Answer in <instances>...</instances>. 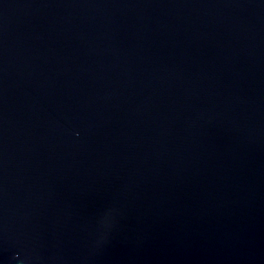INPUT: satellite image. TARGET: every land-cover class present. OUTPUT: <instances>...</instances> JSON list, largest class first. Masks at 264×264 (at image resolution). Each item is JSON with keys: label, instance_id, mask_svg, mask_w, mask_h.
<instances>
[{"label": "water", "instance_id": "obj_1", "mask_svg": "<svg viewBox=\"0 0 264 264\" xmlns=\"http://www.w3.org/2000/svg\"><path fill=\"white\" fill-rule=\"evenodd\" d=\"M0 264H264V0H0Z\"/></svg>", "mask_w": 264, "mask_h": 264}]
</instances>
